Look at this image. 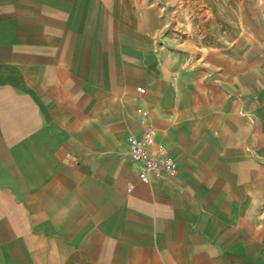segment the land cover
Segmentation results:
<instances>
[{"label":"crops","instance_id":"0c3cea01","mask_svg":"<svg viewBox=\"0 0 264 264\" xmlns=\"http://www.w3.org/2000/svg\"><path fill=\"white\" fill-rule=\"evenodd\" d=\"M170 2L0 0V264H264V45L203 60Z\"/></svg>","mask_w":264,"mask_h":264},{"label":"rangeland","instance_id":"374dc122","mask_svg":"<svg viewBox=\"0 0 264 264\" xmlns=\"http://www.w3.org/2000/svg\"><path fill=\"white\" fill-rule=\"evenodd\" d=\"M168 5L173 36L203 60L221 51L237 60L264 45V0H171Z\"/></svg>","mask_w":264,"mask_h":264},{"label":"built area","instance_id":"2783aa9c","mask_svg":"<svg viewBox=\"0 0 264 264\" xmlns=\"http://www.w3.org/2000/svg\"><path fill=\"white\" fill-rule=\"evenodd\" d=\"M137 91L141 95L146 93L144 88ZM138 113L141 134L127 138V156L137 167L140 182L170 183L179 175L178 163L166 145L157 139L158 130L149 122L148 111L140 108Z\"/></svg>","mask_w":264,"mask_h":264}]
</instances>
